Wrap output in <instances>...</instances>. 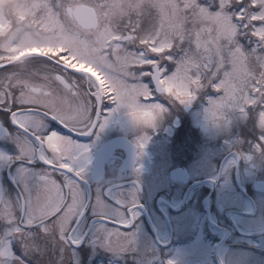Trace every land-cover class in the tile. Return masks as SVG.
Returning a JSON list of instances; mask_svg holds the SVG:
<instances>
[{
	"label": "snow or ice",
	"instance_id": "obj_1",
	"mask_svg": "<svg viewBox=\"0 0 264 264\" xmlns=\"http://www.w3.org/2000/svg\"><path fill=\"white\" fill-rule=\"evenodd\" d=\"M95 3L108 12L122 7L121 0ZM112 36L111 45L98 40L91 61L106 87L64 69L62 95L27 103L16 74L0 69V113L16 130L0 123V140L16 148L0 150V174L7 170L17 189L13 199L0 185V223L7 225L0 264H79L75 250L89 239L116 257L136 255V197L90 198L84 187L90 146L80 140L99 139L121 109L134 126L156 129L170 108L188 109L207 97V124L230 123L232 113L247 119L254 109L264 131V0H140L136 18ZM58 60L48 63L63 68ZM106 104L114 105L107 113ZM149 140L138 141L140 155ZM90 215L95 223L87 230Z\"/></svg>",
	"mask_w": 264,
	"mask_h": 264
},
{
	"label": "flooded vegetation",
	"instance_id": "obj_2",
	"mask_svg": "<svg viewBox=\"0 0 264 264\" xmlns=\"http://www.w3.org/2000/svg\"><path fill=\"white\" fill-rule=\"evenodd\" d=\"M63 2L15 0L6 4L0 0V69L8 66L19 78L24 102L43 103L62 95L60 86L68 88L64 69L107 86L102 74L95 77L87 72L63 45L21 41L18 32L35 33L46 24L62 25L67 33L66 19L81 37L99 31L102 18L97 6L78 3L70 7L88 6L95 12L98 29L84 30L68 15V8L61 7ZM80 18L88 20L87 13ZM57 58L63 68L48 63ZM113 107L106 104L105 113ZM204 115L195 103L191 109L170 108L156 129H145L134 126L127 110L121 109L99 139L96 135L81 138V143L90 146L84 186L89 197L111 194L114 199L131 200L135 196L141 207L134 229L135 256L116 257L91 245L89 239L75 250L79 264L101 254L129 264L146 260L157 264H264V154L252 162L248 159L256 156V129L250 125L240 128L241 144L228 151L227 136L212 138L201 132L199 124L206 125ZM0 123L16 131L2 113ZM144 135L150 140L140 155L137 143ZM50 143L57 145V140L52 138ZM0 150L16 153L15 146L5 140H0ZM137 168L142 170L138 173ZM0 185L15 198L17 189L7 170L0 174ZM86 222L90 230L95 217L90 215ZM6 228L0 223V233Z\"/></svg>",
	"mask_w": 264,
	"mask_h": 264
},
{
	"label": "rangeland",
	"instance_id": "obj_3",
	"mask_svg": "<svg viewBox=\"0 0 264 264\" xmlns=\"http://www.w3.org/2000/svg\"><path fill=\"white\" fill-rule=\"evenodd\" d=\"M65 2V0H63ZM140 0H121V10L108 12L106 7H98V11L102 18V23L100 25L99 31L90 35L89 37L80 36L77 31L70 24L69 20L66 21L67 33L63 32L62 25L59 24H46L42 29H39L35 33L24 34L18 32L21 35V41L25 45L29 44H57L63 45V50L67 51L69 55L82 63L83 66H87L91 69L96 70L98 73L102 74L101 71L96 67V65L91 62L94 58L98 57L97 48L98 40L101 37H104L109 45L114 44L112 40L114 37L113 33H117L122 30L129 17L132 19L136 18V9L137 4ZM86 3L89 5L96 6L95 0H76L75 4ZM25 9V8H24ZM51 12L52 8L49 6ZM5 12V11H4ZM54 13V12H53ZM58 14H61L59 12ZM57 14V16H58ZM31 35V37H29ZM103 75V74H102ZM213 95L214 94H210ZM207 99V97H205ZM196 108L200 110H205L208 107L207 102H203V98L195 102ZM230 123H221L220 126L209 125L206 123L199 124L201 132L212 138L219 136H227L228 145L227 150H235L237 146L241 144L240 133L244 122H249L250 126H253L256 129V138L257 140L254 143V153L256 156L249 157L250 162L257 160L259 154L263 152L264 154V141L261 140V137L264 136V131H262L258 126V111L254 109H249V116L247 119L241 117L238 113H232L228 117ZM241 128V129H240ZM113 264H126L125 261H120L119 258H113ZM82 264H87L83 262ZM99 264H103L102 262ZM143 264H155L152 260H146Z\"/></svg>",
	"mask_w": 264,
	"mask_h": 264
},
{
	"label": "water",
	"instance_id": "obj_4",
	"mask_svg": "<svg viewBox=\"0 0 264 264\" xmlns=\"http://www.w3.org/2000/svg\"><path fill=\"white\" fill-rule=\"evenodd\" d=\"M68 11H69L70 15H71V16L74 15V16L77 18V20H78L80 23L83 24L84 27H86V28H90V27L96 28V26L94 25V23L96 22L95 14H94V12H93L92 10H90V9H88V8H86V7H78V8L73 12V14H72V12H71L70 9H68ZM83 12L88 13V14H87V18H88V20L85 21L86 23L82 22V20L79 18V16H80L81 13H83Z\"/></svg>",
	"mask_w": 264,
	"mask_h": 264
},
{
	"label": "clouds",
	"instance_id": "obj_5",
	"mask_svg": "<svg viewBox=\"0 0 264 264\" xmlns=\"http://www.w3.org/2000/svg\"><path fill=\"white\" fill-rule=\"evenodd\" d=\"M15 3V0H6V4H12Z\"/></svg>",
	"mask_w": 264,
	"mask_h": 264
}]
</instances>
